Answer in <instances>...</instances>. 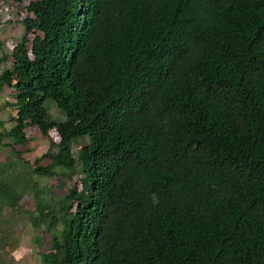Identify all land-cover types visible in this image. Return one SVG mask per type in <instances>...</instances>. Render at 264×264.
Here are the masks:
<instances>
[{"label":"trees","instance_id":"trees-1","mask_svg":"<svg viewBox=\"0 0 264 264\" xmlns=\"http://www.w3.org/2000/svg\"><path fill=\"white\" fill-rule=\"evenodd\" d=\"M15 1L0 146L33 128L35 173L81 174L38 208L42 264H264V0Z\"/></svg>","mask_w":264,"mask_h":264},{"label":"rangeland","instance_id":"rangeland-1","mask_svg":"<svg viewBox=\"0 0 264 264\" xmlns=\"http://www.w3.org/2000/svg\"><path fill=\"white\" fill-rule=\"evenodd\" d=\"M22 5L15 0H0V72L10 66L12 48L22 35L20 20L27 14ZM31 37V34H27V46ZM12 102L11 88L6 84L0 85V129L11 125L8 117L12 114ZM46 106L54 120L62 119V114L53 102H47ZM25 134L29 138L28 143L17 148L21 157L7 146H0V163L5 168L3 177L10 191L18 195L17 201L9 198L0 201V264H42L41 253L47 251L45 241L48 234L44 232L42 222H37L40 219L38 208L56 209L64 188L73 184L80 187L81 174L78 165L70 173V178L64 177L61 188L60 175L49 179L35 173L32 162L48 149V140L33 128H28ZM48 137L53 142L58 141L54 129L49 131ZM85 142V138H78L71 144L74 160L77 158L78 148ZM10 200L14 201L13 204ZM60 228V223L56 222L50 232H58Z\"/></svg>","mask_w":264,"mask_h":264}]
</instances>
